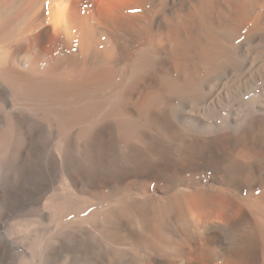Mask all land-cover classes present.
Here are the masks:
<instances>
[{"label": "bare ground", "instance_id": "obj_1", "mask_svg": "<svg viewBox=\"0 0 264 264\" xmlns=\"http://www.w3.org/2000/svg\"><path fill=\"white\" fill-rule=\"evenodd\" d=\"M38 162L54 264H264V0H0V169Z\"/></svg>", "mask_w": 264, "mask_h": 264}, {"label": "rangeland", "instance_id": "obj_2", "mask_svg": "<svg viewBox=\"0 0 264 264\" xmlns=\"http://www.w3.org/2000/svg\"><path fill=\"white\" fill-rule=\"evenodd\" d=\"M45 177L40 162L24 173L0 169V264H54L47 250L53 200L28 194Z\"/></svg>", "mask_w": 264, "mask_h": 264}]
</instances>
